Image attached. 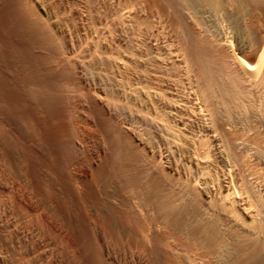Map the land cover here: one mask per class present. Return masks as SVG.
<instances>
[{
  "label": "bare ground",
  "instance_id": "obj_1",
  "mask_svg": "<svg viewBox=\"0 0 264 264\" xmlns=\"http://www.w3.org/2000/svg\"><path fill=\"white\" fill-rule=\"evenodd\" d=\"M107 2L0 0V264H264V0Z\"/></svg>",
  "mask_w": 264,
  "mask_h": 264
},
{
  "label": "rangeland",
  "instance_id": "obj_2",
  "mask_svg": "<svg viewBox=\"0 0 264 264\" xmlns=\"http://www.w3.org/2000/svg\"><path fill=\"white\" fill-rule=\"evenodd\" d=\"M110 1L111 0H109V2H107V4L109 5V3H110ZM113 1H115V0H112V2ZM97 2V1H96ZM111 2V3H112ZM82 4V3H81ZM96 7L98 8V5H99V3L97 2L96 4ZM107 5V6H108ZM110 6V5H109ZM108 6V7H109ZM108 7H107V9H108ZM198 10H199V12L201 13L202 12V10L200 9V8H198ZM203 14H205V15H208V17L210 18V20L211 21H209L208 22V25L211 23V25H209V26H211V28H212V30L214 31H216V32H220V33H218V34H220V36H222V35H224V34H221V32L223 33L224 32V30H223V26H226V24L227 23H230V21H228V20H226V19H224V17H222L220 14H215V15H212L211 14V12H209V11H205V9L203 8ZM217 15H220L219 17L217 16ZM226 20V21H225ZM214 22V24L212 25V23ZM231 22L233 23V20H231ZM234 23L236 24L235 26L236 27H238L239 26V24L238 23H236V20H234ZM234 23H233V25H234ZM216 29H215V28ZM220 29V30H219ZM223 31H222V30ZM231 29H233V28H231ZM241 38V35L239 36V40H241L240 39ZM241 46H243V45H241ZM246 49H244V48H242L241 50V55L244 57V59L245 60H247V61H252V60H254V59H256V56H258L257 55V53L254 51V50H248L247 49V47H245Z\"/></svg>",
  "mask_w": 264,
  "mask_h": 264
}]
</instances>
